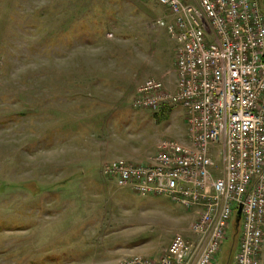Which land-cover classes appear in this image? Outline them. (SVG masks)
<instances>
[{"label": "rangeland", "instance_id": "obj_1", "mask_svg": "<svg viewBox=\"0 0 264 264\" xmlns=\"http://www.w3.org/2000/svg\"><path fill=\"white\" fill-rule=\"evenodd\" d=\"M158 19L170 15L153 0H0V264H114L107 250L189 234L194 212L164 195L115 187L128 233L117 239L108 217L94 221L92 193L74 194L70 207L54 195L82 171L113 185L103 161L148 163L159 140L185 138L182 107L131 106L144 79L174 72L175 44ZM230 223L213 264L234 263Z\"/></svg>", "mask_w": 264, "mask_h": 264}, {"label": "built area", "instance_id": "obj_2", "mask_svg": "<svg viewBox=\"0 0 264 264\" xmlns=\"http://www.w3.org/2000/svg\"><path fill=\"white\" fill-rule=\"evenodd\" d=\"M153 1L170 15L157 25L175 44V86L146 78L131 106L182 107L189 144L159 140L148 163L103 161L101 175L136 194L164 195L196 218L159 257L119 264H213L232 221L233 264H262L264 0Z\"/></svg>", "mask_w": 264, "mask_h": 264}, {"label": "crops", "instance_id": "obj_3", "mask_svg": "<svg viewBox=\"0 0 264 264\" xmlns=\"http://www.w3.org/2000/svg\"><path fill=\"white\" fill-rule=\"evenodd\" d=\"M174 58H175V54H174ZM174 58H173V61H174ZM174 63H175V61H174ZM173 74H174V72L172 70L167 69V70H164L163 76L161 78H158V79L162 82V84L164 86H166V88L167 87L173 88L175 86L174 83H175V79H176V73H175L174 78H173ZM169 108H173V107H169ZM169 108H166V110H168ZM166 110H164V111H166ZM178 142L184 143V144H189L188 139H187V134H186L185 138L183 137L182 139H178ZM133 157L135 158V154H133ZM152 157L153 156H150V160ZM114 159H124V158L117 157ZM76 173L77 172H74L70 176L76 179V177H78L80 175V174L76 175ZM81 173L84 176L83 180H81V179L77 180L76 179L77 181H75V183H77V184L75 186L66 184L65 186H62L61 188H58L56 190V192L54 193V195H58L60 193L63 196H66L65 199L68 198V200L66 201L67 202L66 204L68 207H70L69 206L70 202L71 201L74 202L77 199V196L79 197V196H84L85 193H92L91 197H90L92 200V203H96L98 205V208L93 210L92 217H95L94 221L96 222L97 218L98 219L103 218L104 216L105 217L103 218V220H106V218L108 217V219L110 220V223H111V224H109V228H112V230H110V233H109V235H110L109 238H113V237L115 238L116 237V239H117L120 236L122 238H125L128 234L127 233L125 236V232H124V230L126 229V226H124V224L126 223L124 218L126 217L127 213L123 211L121 204H120L119 198L123 195H122V193L117 194L116 189H115V187L116 188H122V187H119L114 182H113V185L109 182H104V183H102V185H98L95 182L89 181L88 178L90 176L87 177V175L85 174L84 171H82ZM78 183H82V184H78ZM125 188H127V187H125ZM125 188H122V189H125ZM127 189H129V188H127ZM129 190L132 191L131 189H129ZM64 192H65V194H63ZM68 193H69V195H68ZM74 194L77 196L74 197ZM141 196H145V195H141ZM100 204L102 206H100ZM79 214H80L81 218L84 221H86L84 218L86 216H83L82 212H80ZM194 216H196V212H194L193 217ZM119 219L121 221H123V225H121V226H119L118 224L115 223V221H119ZM70 223L72 224V221ZM263 233H264V227H263ZM130 234H132V233H129V235ZM119 244H121V243H119ZM134 249H132L133 253H130L132 251H129V250L127 251L126 249L119 248V246H117L116 249L107 250L108 252H106V253L108 255H110V259L112 260V263L114 262V264H119L118 263L119 260L126 258L128 256H145V257H149V258L151 257V259L157 258L163 253V251L165 250V247L161 248L159 246L156 249L151 248L150 250H145V249L137 247L136 251H134ZM73 251H74L73 248H70L69 254H71L72 256H76L75 255L76 253H74ZM259 257L261 258L262 264H264V245L261 249Z\"/></svg>", "mask_w": 264, "mask_h": 264}, {"label": "water", "instance_id": "obj_4", "mask_svg": "<svg viewBox=\"0 0 264 264\" xmlns=\"http://www.w3.org/2000/svg\"><path fill=\"white\" fill-rule=\"evenodd\" d=\"M237 216H236V219H235V222L238 223V220H239V217H240V214H241V210H240V207L239 209L237 210Z\"/></svg>", "mask_w": 264, "mask_h": 264}, {"label": "trees", "instance_id": "obj_5", "mask_svg": "<svg viewBox=\"0 0 264 264\" xmlns=\"http://www.w3.org/2000/svg\"><path fill=\"white\" fill-rule=\"evenodd\" d=\"M162 110L164 111V110H166V108H164V109H162ZM163 111H162V112H163Z\"/></svg>", "mask_w": 264, "mask_h": 264}]
</instances>
